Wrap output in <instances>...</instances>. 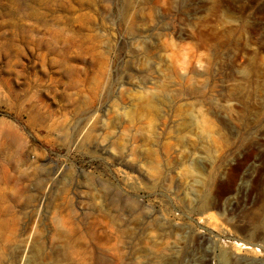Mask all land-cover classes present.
<instances>
[{
	"label": "rangeland",
	"instance_id": "1",
	"mask_svg": "<svg viewBox=\"0 0 264 264\" xmlns=\"http://www.w3.org/2000/svg\"><path fill=\"white\" fill-rule=\"evenodd\" d=\"M0 264H264V0H0Z\"/></svg>",
	"mask_w": 264,
	"mask_h": 264
}]
</instances>
